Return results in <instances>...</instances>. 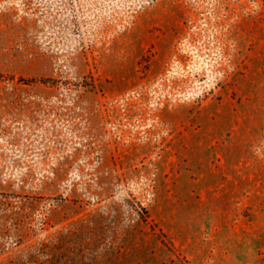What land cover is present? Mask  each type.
I'll return each mask as SVG.
<instances>
[{
  "label": "rangeland",
  "instance_id": "374dc122",
  "mask_svg": "<svg viewBox=\"0 0 264 264\" xmlns=\"http://www.w3.org/2000/svg\"><path fill=\"white\" fill-rule=\"evenodd\" d=\"M0 264H264V0H0Z\"/></svg>",
  "mask_w": 264,
  "mask_h": 264
}]
</instances>
